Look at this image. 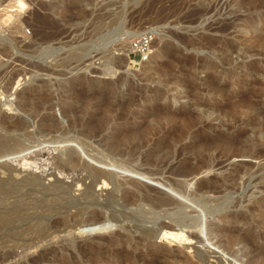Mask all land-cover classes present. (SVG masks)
Returning a JSON list of instances; mask_svg holds the SVG:
<instances>
[{"label":"rangeland","instance_id":"rangeland-1","mask_svg":"<svg viewBox=\"0 0 264 264\" xmlns=\"http://www.w3.org/2000/svg\"><path fill=\"white\" fill-rule=\"evenodd\" d=\"M149 32L135 66L120 48ZM0 141L25 147L0 165L23 200L0 193V264H264V0H0ZM68 155L101 159L119 188L84 201ZM33 174L72 187L41 197ZM161 197L199 226L154 211Z\"/></svg>","mask_w":264,"mask_h":264},{"label":"bare ground","instance_id":"bare-ground-1","mask_svg":"<svg viewBox=\"0 0 264 264\" xmlns=\"http://www.w3.org/2000/svg\"><path fill=\"white\" fill-rule=\"evenodd\" d=\"M133 38V37H132ZM135 38V37H134ZM132 44V43H131ZM126 46V45H125ZM120 49H122V52H123V50L126 52V56L128 57V55L130 54V52L132 51V48H131V46H130V44L125 48V47H122V48H120ZM120 49H118V50H120ZM117 50V49H116ZM115 50V51H116ZM124 56V55H123ZM126 58V57H125ZM128 59V58H127ZM108 71L109 72H113L111 69H108ZM110 74V73H109ZM17 118V117H16ZM20 121V120H19ZM12 123V122H11ZM22 124V123H21ZM7 125V124H6ZM10 125V128H11V124H9ZM15 125V124H14ZM5 126V125H4ZM17 126V125H16ZM44 126H46V125H44ZM18 127V126H17ZM43 127V126H42ZM6 128V127H5ZM4 128V129H5ZM9 128V129H10ZM13 128V127H12ZM14 128H15V126H14ZM49 129V128H48ZM8 130V129H7ZM6 130V131H7ZM15 130V129H14ZM48 131V130H47ZM13 131H11V133H12ZM16 132V131H15ZM20 132H22V131H20ZM40 132V131H39ZM14 133V132H13ZM19 133V132H18ZM41 134V133H40ZM16 137H17V134H16ZM21 137V136H20ZM87 137V136H86ZM90 138V137H89ZM14 139H17V138H14ZM13 139V140H14ZM128 139V138H127ZM130 139V138H129ZM134 139V138H133ZM20 139H19V137H18V140L17 141H19ZM21 140H22V138H21ZM132 140V139H131ZM130 140V141H131ZM2 142V141H0V160H2V159H16L17 161H19L18 160V158L20 157L21 159H22V154H23V150H24V146L23 145H20L19 144V142ZM126 141H129V140H126ZM86 142V141H85ZM117 142H119L118 140H117ZM122 142V141H121ZM135 142V141H134ZM131 143V142H130ZM138 143V142H137ZM22 144V143H21ZM118 144H120V143H118ZM139 144V146H140V142L138 143ZM146 144V143H145ZM131 145V144H130ZM136 145V144H135ZM135 145H132V146H135ZM142 145V144H141ZM113 146V145H112ZM111 146V147H112ZM114 146H116V145H114ZM121 146V145H120ZM119 146V147H120ZM126 146H127V144H126ZM122 147V146H121ZM125 147V146H124ZM135 147H138V146H135ZM150 147V146H149ZM118 148V147H117ZM123 148V147H122ZM121 148V149H122ZM139 148V147H138ZM141 148V147H140ZM151 148V147H150ZM123 149H126V148H123ZM131 149V148H130ZM147 149V148H146ZM145 149V150H146ZM152 149V148H151ZM113 150V149H112ZM115 150H117V149H115ZM133 150V149H132ZM137 150V149H136ZM127 151H128V149H127ZM135 151V150H134ZM150 151V150H149ZM151 151H153L154 152V150H151ZM156 151V150H155ZM118 152H122V150L121 151H118ZM136 152V151H135ZM139 152H140V150H139ZM153 152H151V153H153ZM157 153H158V151H156ZM112 153V152H111ZM116 153V152H115ZM115 153H114V155H115ZM124 154H125V152H124ZM131 154H133L132 152H131ZM140 154V153H139ZM138 154V155H139ZM142 154H143V152H142ZM154 154H156V153H154ZM64 155V154H63ZM121 155H123V154H121ZM128 155V154H127ZM134 155V154H133ZM135 155H137V154H135ZM151 155V154H150ZM150 155H149V157H150ZM148 156V155H147ZM12 157H14V158H12ZM24 157H25V155H24ZM64 157V156H63ZM62 157V158H63ZM77 157H74V156H71V155H68V156H66L65 157V160L64 159H62V163H59L60 164V169L62 170H60L61 171V173H67V174H73V173H79L80 171H84V172H86L85 174H83V173H81V176L82 177H74V175L72 176V180H71V182L73 183V184H75L76 182V184H78V188H81V187H83L82 185H86L85 186V190H84V192H81V194H80V196L82 197V199L84 200V201H89V200H91V199H93L94 197H95V195H96V191H95V189H94V187L95 186H97L98 187V190H102V192L104 191L103 189L105 188H107V187H109L110 185H113L112 187H113V190L114 189H118L119 188V184L117 185V183H115V181L113 180V178H111V170H108L107 168H105L106 166H104L103 164H104V162L100 159V160H96V162H94V163H92V164H83V165H81L80 163H79V161H78V159H76ZM79 158V157H78ZM138 158V157H137ZM141 158V157H140ZM144 158H146V157H144ZM79 160H80V158H79ZM134 160V159H133ZM8 161V160H7ZM22 161V160H21ZM58 161V160H57ZM61 161V160H60ZM134 161H136V160H134ZM150 161V160H149ZM13 162H14V160H13ZM59 162V161H58ZM146 162V161H145ZM148 164H149V162H148ZM164 164H165V162H164ZM223 164V163H222ZM54 165V164H53ZM160 165V164H159ZM158 165V166H159ZM166 165H168V164H166ZM27 166V165H26ZM59 166V165H58ZM169 166V165H168ZM56 167V166H55ZM162 167V166H161ZM13 168V167H12ZM164 168H165V166H164ZM1 169V168H0ZM56 169V168H55ZM59 169V168H58ZM162 170H163V168H161ZM160 169V170H161ZM167 169V168H166ZM170 169V168H169ZM10 169H8V171H9ZM51 170V172H48V176H52L53 177V175H55V171H53L52 169H49V171ZM173 170V168L171 169V171ZM183 170V169H182ZM1 171V170H0ZM3 171H4V169H3ZM7 171V170H6ZM18 171H20V170H18ZM59 172V171H58ZM177 172H180V171H177ZM182 172V171H181ZM2 173V172H1ZM12 172H10V173H8V174H11ZM60 173V174H61ZM77 173V174H78ZM176 173V172H175ZM174 172H172V174H175ZM5 173H3V175H4ZM16 174V173H15ZM182 175V177L183 176H191V175H193V172H191V171H188L187 169H185L182 173H181ZM34 175V174H33ZM79 175V174H78ZM178 175V174H177ZM180 175V174H179ZM35 176V175H34ZM80 176V175H79ZM174 176V175H173ZM55 177H58V176H55ZM178 177H180V176H177V178ZM10 178V177H9ZM42 178V177H41ZM12 179V178H11ZM14 179V178H13ZM37 179H38V176L36 177H31V176H29L26 180L27 181H25L26 182V184L25 185H27L28 184V186L30 185L31 187H33L34 189L36 188V189H38L37 191H36V194H39V195H41V197L42 196H44L47 192H50L51 191V187H52V190H54L53 189V187L54 188H60L61 190H62V194H63V191L64 192H68V190H69V188L70 187H72V185L71 184H66L63 180H61L60 179V177L59 178H56L55 179V183H53V185L52 186H47V187H45V185H44V187H43V183L41 184L42 186V188L40 187V185H39V183H38V181H37ZM52 179V178H51ZM90 180L89 181V183H86V180ZM10 180V179H9ZM170 180H171V178H170ZM173 180H171V182H172ZM15 182H16V180H15ZM24 182V183H25ZM75 182V183H74ZM11 183H13V182H11ZM169 183V182H168ZM1 184V183H0ZM10 184V183H9ZM170 184V183H169ZM51 185V184H50ZM67 186V188L66 187H64V186ZM142 185V184H141ZM181 185H183V183L181 184ZM1 186V185H0ZM175 186V185H174ZM10 187V186H9ZM9 187H7V185H4V186H2V187H0V193H2L3 195H5V197H7V196H9L10 198L11 197H13V194H14V199H16V203L15 202H13L14 203V205L15 206H18L19 207V205L20 206H23L22 204V199L20 198V195L19 196H17L18 194L17 193H19L21 190L17 187V189H15V187L13 188L12 186V188H9ZM40 187V188H39ZM69 187V188H68ZM140 187H142V186H140ZM139 187V188H140ZM172 187V186H171ZM170 187V188H171ZM149 188H151L150 186H149ZM148 188V189H149ZM169 188V189H170ZM35 189V190H36ZM72 189V188H71ZM143 189V188H142ZM147 189V190H148ZM18 190H19V192H18ZM58 190V189H57ZM71 191V190H70ZM193 191V190H192ZM199 191H200V186L199 185H197V186H195V188H194V192H192V193H190V192H188L187 191V189H186V186L184 185V186H179V187H177L176 189H174V193H176L178 196H180V197H183L184 199H187V197H189V199L191 198L192 200H196L197 199V195H198V193H199ZM29 192V191H28ZM35 192V191H34ZM61 192V191H60ZM98 192V191H97ZM118 192V191H117ZM136 192V191H135ZM137 192H138V190H137ZM145 192V191H144ZM54 193H55V191H53L52 192V194L54 195ZM99 193V192H98ZM101 193V192H100ZM142 193V192H141ZM15 194H17L16 196H15ZM21 194V193H20ZM34 194V193H33ZM50 195H52L51 193H49ZM128 194V193H127ZM147 194V193H146ZM21 195H23V194H21ZM30 195H32V194H30ZM38 195V196H39ZM48 195V194H47ZM55 195H57L56 193H55ZM70 195V194H69ZM99 196H100V194H98ZM114 195V194H113ZM139 195V194H138ZM137 195V196H138ZM142 195V194H141ZM145 195V194H144ZM194 195H196V196H194ZM58 196L59 195H57V199H58ZM131 196V195H130ZM143 196V195H142ZM171 196V195H170ZM3 197V196H2ZM4 197V198H5ZM34 197H37V196H34ZM33 197V199L31 198V200H36L35 198ZM70 197V196H69ZM126 197V196H125ZM127 197H128V195H127ZM155 197V196H154ZM23 198V197H22ZM61 198V197H60ZM75 198V197H74ZM136 198V197H135ZM137 198H139V197H137ZM144 198V197H143ZM194 198H196V199H194ZM30 199V198H29ZM71 199H72V197H71ZM110 199H112V198H110ZM7 200V199H6ZM30 200V201H31ZM70 200V199H69ZM113 200V199H112ZM125 200V199H124ZM139 200V199H138ZM25 201V200H24ZM29 201V202H30ZM42 201V200H41ZM68 201V200H67ZM116 201V200H115ZM136 201H137V199L135 200L133 197H131L130 199H126V203L128 204V205H134L135 206V204H137L136 203ZM146 201V200H145ZM149 201V205L152 207V209L154 210V211H160V212H163L164 211V213H168L169 212V210L171 209L172 211H173V218H174V220L178 223V224H180V225H185L189 220L191 221V224H190V226H193V227H197V226H199V219L197 218H190V219H188L187 220V217L186 216H184V206H185V204H183V202H180V201H178V200H173V199H169V198H166V197H161V198H154V199H151V200H148ZM190 201V200H189ZM37 202V201H36ZM54 202V201H53ZM118 202V201H117ZM138 202V201H137ZM43 203H45V202H43ZM145 203V202H144ZM192 203V202H191ZM195 203V202H194ZM26 204V203H25ZM31 204V203H30ZM141 204V203H140ZM118 205H119V203H118ZM54 206V205H53ZM17 207V208H18ZM44 207H45V205H44ZM186 207H188V206H186ZM14 208V207H13ZM20 208V207H19ZM15 209V208H14ZM46 211V210H45ZM44 211V212H45ZM80 211H81V214H82V210H79L78 212L79 213H76V215L77 214H79L80 215ZM146 212L145 211H140L139 213H137L138 215H146L145 214ZM152 214H154V215H159V213L157 214V213H154V212H152ZM163 214V213H162ZM50 218H52V217H50ZM112 219H115L114 218V216H112ZM105 220V219H104ZM62 221H65V225L67 224L66 223V221H67V217H65ZM101 220H99V219H94V220H91V221H88V222H85V223H92V224H97V223H99ZM106 221V220H105ZM58 222L59 221H53V223L54 224H58ZM81 222V221H80ZM79 222V224L78 225H80V224H82L83 222H81L80 223ZM52 223V222H51ZM48 224V223H47ZM46 224V225H47ZM101 224V223H100ZM188 224V223H187ZM81 226V225H80ZM47 228V231H52L53 233H56V232H59L60 230L58 229V227H55V226H47L46 227ZM45 228V229H46ZM208 233H209V235H212L213 234V230L209 227L208 228V231H207ZM192 235V234H191ZM190 235V236H191ZM114 239V238H113ZM115 240V239H114ZM114 240H112L111 238H107L100 246H102V247H111V246H113L114 245V243L116 242V240H115V242H114ZM192 243V242H191ZM31 246H33L32 244H26V243H24V245H23V247H24V249L26 248V249H28L29 247H31ZM197 249V248H196ZM119 254H125V256H126V250H125V248L124 247H122L121 246V248L119 249ZM198 252V251H197ZM127 258V257H126ZM129 258H127L126 260V262L124 263V264H128L129 263V260H128ZM36 260V259H35ZM35 260H33V261H35Z\"/></svg>","mask_w":264,"mask_h":264},{"label":"built area","instance_id":"built-area-1","mask_svg":"<svg viewBox=\"0 0 264 264\" xmlns=\"http://www.w3.org/2000/svg\"><path fill=\"white\" fill-rule=\"evenodd\" d=\"M154 40L155 36L153 32L136 38L131 44L132 51L129 55L130 63L139 66L140 63L145 61L151 53Z\"/></svg>","mask_w":264,"mask_h":264},{"label":"water","instance_id":"water-1","mask_svg":"<svg viewBox=\"0 0 264 264\" xmlns=\"http://www.w3.org/2000/svg\"><path fill=\"white\" fill-rule=\"evenodd\" d=\"M6 161H7L6 159H2V160H0V165H2L3 163H6ZM110 176H111V178H113V180L115 181V183H117L116 179L119 180L118 177H120V175L118 176V175H115V174H113V173H111ZM116 176H117V177H116ZM133 178H134V179H138L137 177H133ZM130 182H132L133 184H136V185H138V186H141V183H140V182H137L136 180H133V179H132ZM145 183H146V182H145ZM117 184H118V183H117ZM102 220H103V219H102ZM102 220H101V221H102ZM101 221H100V222H101ZM100 222H99V223H100Z\"/></svg>","mask_w":264,"mask_h":264}]
</instances>
